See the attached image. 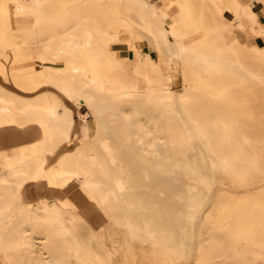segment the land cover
I'll use <instances>...</instances> for the list:
<instances>
[{"label":"bare ground","instance_id":"6f19581e","mask_svg":"<svg viewBox=\"0 0 264 264\" xmlns=\"http://www.w3.org/2000/svg\"><path fill=\"white\" fill-rule=\"evenodd\" d=\"M67 2L69 23L56 29L52 14ZM120 2L0 0V46L10 45L14 63L28 46L14 36L17 28L28 35L40 29L45 36L27 62L37 73L31 88L44 89L26 99L0 82V224L9 225L0 230L4 257L13 264H118L117 257L139 264L137 244L147 243L142 257L151 262L144 264L188 258L195 217L210 195L189 178L210 188L208 171L220 168L244 191H220L214 199L203 221L209 232L195 258L201 264L216 256L220 260L209 264L264 263V136L248 133L255 125L233 116L252 114L245 106L252 82L264 78L262 69H254L264 64V26L242 0H232L236 20L215 16L217 0H124L127 11ZM137 23L158 43L159 59L137 45ZM247 27L262 41H246ZM114 42L127 45L133 56L120 55ZM111 50L146 81L144 99L156 115L104 95L102 69L114 64ZM163 52L182 67L179 90L155 84L167 78L156 76ZM59 57L67 68L53 65ZM15 70L11 66L10 73ZM238 87L248 90L236 95L242 101H233L230 90ZM133 94L125 89L120 96ZM161 119L178 122L184 141L161 134L169 128L159 126ZM6 129L26 132L23 149H3ZM72 138L79 140L76 147L61 152L59 147ZM179 145L197 148L195 156ZM157 179L177 180L174 187L168 184V203L155 196L151 182ZM29 181L39 194L35 202L26 194ZM44 189L52 199L42 194ZM64 210L71 212V221ZM97 210L105 230L93 229L92 238H83L76 224L88 222ZM28 224L42 226L40 234ZM57 242L65 250L47 249Z\"/></svg>","mask_w":264,"mask_h":264},{"label":"rangeland","instance_id":"374dc122","mask_svg":"<svg viewBox=\"0 0 264 264\" xmlns=\"http://www.w3.org/2000/svg\"><path fill=\"white\" fill-rule=\"evenodd\" d=\"M69 3V4H68ZM71 2L63 3L62 7L59 9H56V11L53 12L52 14V22L53 26L56 29H62V27H66L67 24L69 23V16L67 14V7H70ZM121 8L125 11H127L125 7V2L124 0H121L120 2ZM214 5V3H212ZM227 2H223L221 0H217L216 4L214 5V14L216 17H219L220 19L224 18V14L227 17H231L233 20L238 19V16L234 14V11L232 8H227ZM1 12V11H0ZM129 17H131V11L129 14L127 13ZM175 17H179V15L176 13ZM227 17V18H228ZM137 22V21H136ZM138 26V32H137V45L139 48L143 51H149L151 52L152 56L159 59L160 58V51L158 43L154 40V38L150 35L149 31L142 26L141 24L137 23ZM0 28L3 29V21L0 20ZM16 29V28H15ZM39 32H35L33 34L28 35L26 30L23 28H17L15 30V35L19 39L25 41L28 43L27 48H24L22 50L21 56L17 59V63H14L15 57L13 54V51L10 47V45L6 44L3 46H0V60L2 59V62L0 63V82L4 84V86L8 89L13 90L16 94L19 96H24V98L28 99L32 97V95L39 93L43 88V86H38L34 89L31 88L32 83L30 80L36 78V68L32 65H27V62L29 61L30 57L32 56L33 52L38 48V43L41 38H44L43 34H41L40 29L38 30ZM238 32V28L233 27V34ZM140 35V36H139ZM251 34L248 35L250 40L257 41L255 38L250 37ZM247 38V37H246ZM244 37V39H246ZM242 38V40H244ZM247 41V40H246ZM259 41V40H258ZM54 45V43L52 44ZM107 51V50H106ZM112 56L114 58V64L111 66H105L103 67V75L105 76V82L104 85L106 87V90H104V95L108 96L110 99L120 102V105L122 104L125 108H128L129 102H135L138 105V108L141 109H147L148 113H151L150 115H156L157 112H155L151 107H148L146 105L145 99H144V93L147 90V85L146 81L143 78H138L130 68L129 62L127 60H122L121 56L116 53V51L111 50ZM115 52V53H114ZM4 54L5 56H1ZM106 56L104 55L101 58H105ZM249 57H246V60ZM163 65L162 69L156 73L157 77H164L167 76L166 80H160L155 83L157 86H162L163 83H169L175 90H179L181 88L182 84V67L179 63L178 58L172 56L171 54H168L166 52L162 53V58H161ZM255 61V60H254ZM53 65L57 68H67L65 66V63H63L62 58H57L56 60L53 61ZM11 66H16V70L14 73H10V68ZM262 69L264 72V64L263 65H254V69ZM4 72L7 73L6 78L4 76ZM123 76V77H122ZM124 77H127L126 80ZM251 89L253 90L252 95L250 96L251 98L248 99L250 102L245 106V109L250 111L252 114L251 115H240L238 113H235L233 116L237 119H242L244 118L246 125L250 126L251 124L255 125L254 129H249L247 130L248 133L252 135H257L259 137L264 136V78L263 79H256L254 82L251 84ZM128 90L133 94L132 97H125V96H120L122 90ZM248 89L245 88H235L231 89V93L235 94L234 97L231 98L233 101H242L243 98H239L240 93L246 92ZM82 111H86L85 108L81 109ZM147 113V114H148ZM89 119H91V116H89ZM178 122L175 121H165V119H161L159 122V126L166 127L168 126L169 128H164L161 129V134H166V135H174L172 139L174 141H184V137H182L184 133V129H182ZM21 130H11V129H6L5 130V136H3V149L6 150H12L15 149L20 150L25 147L24 144H26L27 135L26 132H22ZM128 133L133 137L135 134L132 130H128ZM79 142L77 139H70L63 145L59 147V150L61 152L69 149H74L76 147V143ZM2 149V148H0ZM171 153H169V156H173L172 150L174 147L169 148ZM177 149H182L190 157L195 156V152L197 148L195 147H186L184 145H179L177 146ZM264 159V157H263ZM264 165V162H263ZM209 173V178L212 180L211 187L207 188L204 184H201L196 180L195 178H189V182L192 185L197 186L200 190L204 191L205 193L209 192V198L204 200L201 208L199 209L197 216L195 217V229H194V238L192 242V246L190 248V256L187 258H180L175 260L172 264H201L199 260L195 258V255L198 250V244L201 239L206 237L209 232V225L206 224L204 221L205 215L211 210L213 201L217 197L218 194H220V191H228V192H233L235 194H241L243 193V189L240 187H237L234 185V182L229 180L226 176L225 171L221 170L220 168H215V170ZM256 173H259L258 171ZM177 180L174 181H169L165 182L164 180H154L151 182V185L154 187V193L156 197H161L164 203H168L170 196V188L167 189L168 184L174 187V183ZM263 182V181H261ZM74 181H71L67 184V187L71 188L73 186ZM34 181H29L25 184V190L27 197L32 200V202H35V199L38 197L39 194H37L34 191ZM159 188H164L161 192L159 191ZM262 187L258 188L261 189ZM254 190H257L254 188ZM257 192H260V190ZM42 194H46L49 196V199H52V195L48 190H43ZM82 198V197H80ZM83 199V198H82ZM176 206H178L176 201H173ZM64 215L67 218V221H71V212L69 210H64ZM103 217L101 215L100 210H97L96 213H93V216L88 222L85 221H80L79 223L76 224V231L79 235H81L83 238L90 239L92 238V230H105L103 227ZM84 225V226H83ZM28 228H32V231L34 234L39 235L40 233L38 230L42 229V226L39 225H32L28 224L26 225ZM85 228H83V227ZM9 227L8 224H0V230L7 229ZM84 229V230H83ZM100 231V232H103ZM81 233V234H80ZM87 233V234H86ZM87 235H90L87 236ZM89 237V238H88ZM92 244V246H96V243L94 241L89 242ZM95 243V244H94ZM48 245V244H47ZM56 245V246H55ZM49 247L47 249H52V250H59L63 251L65 250V244L57 242L55 244H49ZM142 246V247H141ZM149 244H137V249L141 250L139 256H138V263L139 264H144V262H151L150 260L147 261L146 258L142 257V251L147 249ZM100 251H102V245L100 244ZM220 256H216L211 258L206 264H209L211 262H216L217 260L219 261ZM118 264H129L126 259L123 257H117ZM0 264H13L9 259L4 257V251L3 249H0ZM228 264H233L231 262H228ZM260 264H264L263 262H260Z\"/></svg>","mask_w":264,"mask_h":264},{"label":"crops","instance_id":"0c3cea01","mask_svg":"<svg viewBox=\"0 0 264 264\" xmlns=\"http://www.w3.org/2000/svg\"><path fill=\"white\" fill-rule=\"evenodd\" d=\"M242 3L244 5H247L248 7H250L254 11V13L257 16V19L259 20L260 24H262L264 26V0H242ZM227 4H228L227 5V8H232L233 9L232 0H227ZM244 21L247 22L248 19H244ZM248 25H249V23H248ZM247 31L248 32L246 33L247 34L246 35V37H247L246 40L248 42L257 43V42L262 41V38H260L259 36H256V35H253L252 34V32L250 31V28L249 27H247ZM249 34H251L250 35L251 38H253V39L255 38L257 41L255 42L253 40H250L249 37H248ZM112 47L115 50H118L120 55H123V54L127 53V55L130 54V56H133V50L131 48H129L127 45L123 44V43L120 44L118 42H114L112 44ZM149 53L151 54V52H149Z\"/></svg>","mask_w":264,"mask_h":264}]
</instances>
